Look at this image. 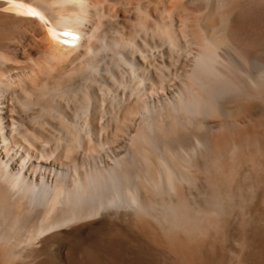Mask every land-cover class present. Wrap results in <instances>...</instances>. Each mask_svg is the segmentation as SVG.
<instances>
[{
    "label": "bare ground",
    "instance_id": "6f19581e",
    "mask_svg": "<svg viewBox=\"0 0 264 264\" xmlns=\"http://www.w3.org/2000/svg\"><path fill=\"white\" fill-rule=\"evenodd\" d=\"M0 14L35 23L0 42V264L95 220L198 234L196 250L260 181L234 168L264 116V0H0Z\"/></svg>",
    "mask_w": 264,
    "mask_h": 264
},
{
    "label": "rangeland",
    "instance_id": "374dc122",
    "mask_svg": "<svg viewBox=\"0 0 264 264\" xmlns=\"http://www.w3.org/2000/svg\"><path fill=\"white\" fill-rule=\"evenodd\" d=\"M1 20L2 25L0 22V42L5 41L8 38L17 37L19 33H22V28L24 26H30L35 24L34 22L29 20L11 19L5 16H1L0 21ZM4 20L5 22H3ZM255 115L257 114L253 115L255 121L257 120V117L258 120L254 123L253 119L252 122L250 121L251 123L245 125L246 128L242 127L243 129L241 130L243 131V134L242 131H240L241 134L239 132V136L236 134L238 136L237 138H244L243 140H247L248 142H250V144L248 143L246 144L247 146L243 145L240 147V151L238 152H240L239 155L241 154V157H243L242 163L241 161V165L238 162L237 164L235 163L237 166L239 165V169L237 166H234V169L236 170L234 176H239L237 178H241L244 173L246 175L243 179L245 180L246 178L247 180V178H249V175L245 172H249L252 180L260 179V181L257 182L258 186L254 185V183V186H251L252 188L249 187V185H246V187L242 188V191L244 190V196L247 197L245 201L243 199L245 203L242 201V203L245 205H243L242 203L240 204L241 206L234 205L233 210L228 209L227 212V208H225V210L223 209V212L221 211L220 215H215L216 217H218V222H220V218L222 215V223L220 222V224L218 225H223L221 227H218L219 230L215 229L214 232L217 233L210 234L209 232L210 235L207 233L208 236H206V238L204 235L205 233H201V241L203 240L205 242H200V244L203 245V247L205 246L204 248L200 245L201 247L199 246L198 248L197 246V249L195 250V247L199 244V241L198 239H196L197 243H195L193 242V238H199L198 234L196 236H193L194 234L191 233L193 234H190V236H192L191 239L190 237H188L189 232L188 235L186 233H176L178 234V237L183 236L182 238L186 239V241L185 239L184 241H182L183 239L181 240L179 238L180 240L178 239L179 241H177V239H175L177 236L175 238L172 237V235L175 234L174 231L171 232L172 235L169 232L163 230L165 232L164 233L162 232V229L159 230L161 227L155 222H151L153 225H150V222L148 224V222L145 221V223H147L144 224V221H139V223L136 222L138 224H135L134 227L132 226V224L134 223H130L129 228L127 225V228L132 231L130 232L131 236H136L132 239L129 233L127 234V236H130V238H126V236L123 235L124 233L122 232V229H119L118 226L115 227L114 224H111L112 227L111 225H109V227L108 225L103 226L100 225L97 220H95L88 223L79 224L69 230L65 229L60 232H55L52 235H48L46 239L41 241L36 252H34L31 256H26L25 258L23 257L24 259L22 262L24 264H243L241 261L239 262L238 260L239 257L237 250H239L240 243H242L241 240L239 242V239L242 238L244 230L243 228L253 225L250 229L254 231L255 234H253L251 230L250 232L253 234L255 240H253V237H250L251 239H249L248 241L254 242V244L250 243V245L253 244L251 246L248 244V246L245 247L250 248H248V250L246 248L243 250H246L245 252L247 253L248 257L250 254V258H248V263L250 262L249 264H264V184H262L264 183V152L263 148L262 150H260V152H258L255 148L256 143L260 144L261 142H263L264 139V116H262L261 114H259V116ZM252 123L255 125H253ZM249 136L251 138H249ZM262 137L263 139H261ZM121 139L123 141L127 140L126 138ZM261 144V147H263L264 144ZM249 154H254V159H256H252L251 162L249 159L253 158V156H249ZM241 169L243 170L241 171ZM238 170L240 171L238 172ZM237 173H239V175H236ZM260 177H262L263 179ZM239 180L240 179H238V181ZM242 180H240L239 183H242ZM249 182H251V180L247 181L246 183ZM260 183L262 186H260ZM253 217L255 220L253 219ZM251 218L252 220H250ZM230 222L232 223L230 224ZM233 222L235 225H232ZM249 223L250 225H247ZM229 224L233 226V228L230 226L231 229H229V233L234 232L231 234L237 237H234L233 239H237L238 241H232L233 239L225 234L226 232L224 231V226H229ZM146 225L148 229H146ZM157 226H159L160 228ZM233 229L234 231H232ZM150 230L156 231L152 232ZM213 230H211V232ZM168 233L171 235V237H169L170 235ZM187 238L191 240H187ZM186 242L189 243L187 244ZM207 242H210L207 246H211V250L209 249V247L206 246V244H204ZM178 243L179 245L181 243L180 248ZM182 244L185 246L184 248ZM186 246L189 251H187ZM188 246H190V249ZM201 248H207L208 252H206L207 250L205 251L206 257L203 255L204 252H202L203 250ZM212 248L214 249L212 250ZM184 249L186 250L184 251ZM197 250L203 254L201 255L200 252L198 254L196 252ZM192 256L195 258L196 261Z\"/></svg>",
    "mask_w": 264,
    "mask_h": 264
},
{
    "label": "snow or ice",
    "instance_id": "6c2138e0",
    "mask_svg": "<svg viewBox=\"0 0 264 264\" xmlns=\"http://www.w3.org/2000/svg\"><path fill=\"white\" fill-rule=\"evenodd\" d=\"M29 14L32 15V16H36V15H38V13H36L35 11H32V12H30Z\"/></svg>",
    "mask_w": 264,
    "mask_h": 264
}]
</instances>
